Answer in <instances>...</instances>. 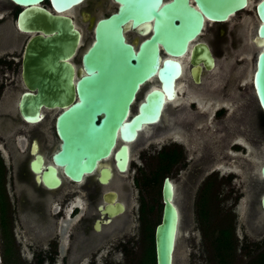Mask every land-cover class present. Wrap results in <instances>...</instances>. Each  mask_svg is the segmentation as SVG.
<instances>
[{"label":"flooded vegetation","instance_id":"flooded-vegetation-1","mask_svg":"<svg viewBox=\"0 0 264 264\" xmlns=\"http://www.w3.org/2000/svg\"><path fill=\"white\" fill-rule=\"evenodd\" d=\"M39 5L54 12L50 0H43ZM119 5L116 0H82L64 14L72 18L82 34L80 26L93 29L99 18L117 11ZM9 7L14 12L13 24L9 23L7 16ZM23 8L12 0H0V65L4 66L0 71V228L2 230L3 213L8 209L6 197L10 201L8 192L4 194L8 184L12 219L8 231L18 246V252L22 245L16 239L19 233L21 238L25 235L30 240H26L25 244L36 252L35 264H112L116 251L126 256L136 246L129 231L133 220L131 209H134L133 200H136L138 212L142 211L143 183L142 172L133 170L131 164L133 150L147 141L164 137L171 144L160 148L156 154L163 149L172 153L176 151V160L170 166L177 162L185 163V139L193 136L201 141L202 134L194 132L199 129L195 126L209 117L213 119L211 126L215 127L212 131L222 140L223 133L218 125L220 110L225 107L221 95L213 93L220 90L225 77L234 81L238 75L236 71H242L241 62H245L250 43L239 22L233 23L231 19L220 23L207 22L190 42L187 52L175 58L181 64L183 75L177 80L174 99L166 102L159 120L141 130L132 142L118 138L110 155L99 161L91 173L84 174L81 180H72L52 158L61 144L55 120L63 108L41 105L36 115L31 108L34 103L32 94L37 92V88L34 87L35 80L27 82L24 77L23 59L26 44L33 34L21 31L16 24ZM208 23L214 26L206 32ZM128 32H133L135 37L130 39ZM124 33L127 41L136 48L149 36L141 34L138 28H131L130 21L124 26ZM203 44L213 57L212 67L207 66L204 57L196 52V48H201ZM76 54L71 63L78 70L74 61ZM160 54L162 57L169 56L161 46ZM190 71H200L198 83ZM78 76L79 71H74V78ZM231 82L228 80V93L234 87ZM158 85L155 78L140 88L132 113L137 111L146 94ZM124 144L128 147L129 158L125 169L121 170V154L117 151ZM50 171H54L56 183L52 182ZM169 178L176 191V185ZM207 186V182L202 184L200 200H208ZM187 193L190 197L191 193ZM263 195L264 192L256 207H248L246 222L253 233L250 247L264 246L260 245L264 240ZM239 199L235 198L228 209L230 213L227 211L231 218ZM233 219L232 222L227 219L229 222L225 223L231 222L233 226ZM235 239L234 224L232 240Z\"/></svg>","mask_w":264,"mask_h":264},{"label":"water","instance_id":"water-1","mask_svg":"<svg viewBox=\"0 0 264 264\" xmlns=\"http://www.w3.org/2000/svg\"><path fill=\"white\" fill-rule=\"evenodd\" d=\"M12 1L24 7L17 16L18 28L33 34L23 59L24 77L27 82L35 80L37 88L32 94V111L36 115L41 105L63 108L55 120L61 144L52 158L72 180L91 173L110 155L118 138L132 142L141 130L156 123L166 102L174 99L177 80L183 75L175 58L187 52L207 22H225L250 4V0H116L120 3L117 11L95 22L93 38L82 51L81 67L76 70L71 58L80 48L82 34L64 12L82 0H50L54 12L39 5L43 0ZM254 9L257 26L251 38V87L264 112V0H257ZM129 21L131 28L149 35L137 48L124 33ZM160 46L169 56H161ZM196 52L207 66H213L206 45ZM74 71H79L76 79ZM190 72L198 83L200 71ZM155 78L158 87L132 113L140 88ZM117 153L124 170L127 145ZM50 173L56 183L54 171ZM260 174L264 178V163ZM161 200L162 212L154 228L155 264H173L180 212L168 176L163 180ZM261 207L264 210V195Z\"/></svg>","mask_w":264,"mask_h":264},{"label":"rangeland","instance_id":"rangeland-1","mask_svg":"<svg viewBox=\"0 0 264 264\" xmlns=\"http://www.w3.org/2000/svg\"><path fill=\"white\" fill-rule=\"evenodd\" d=\"M256 1L250 0V4L245 9L231 18V22L242 24L247 42L250 43L245 62H241L242 71H236L238 75L234 81L225 77L220 90L213 93L217 96L221 95L223 98L221 102L225 107L220 110L218 125L223 133V139L216 137L212 131L215 127L211 126L213 120L211 117L207 121L202 119L195 126L199 129L194 130L196 134L200 136L202 134L201 141L195 140L193 136L184 141L187 149L186 162H179L180 164L177 162L169 166L155 184H145L144 177H150L157 166L156 152L162 147L170 146L171 141L161 137L147 141L145 145L133 150L131 164L133 170L142 172L141 182L143 183L142 211L138 212L136 200H133L134 209H131L133 220L129 231L134 237L136 246L126 253V256L116 251L114 259L118 262L113 261L112 264H150L147 246L151 245L150 235L154 233L155 225L161 216V185L164 176L171 177L176 185V203L180 212L173 264H217L211 241L216 231L226 224L225 221L229 222L228 219L232 222L233 217L236 239L232 264H247L261 249L260 246L250 247L253 233L246 222L248 207H256L264 192V180L260 175V166L264 163V112L258 105L251 87L254 49L251 38L255 35L257 26L254 9ZM7 16H9V23L13 24L14 12L11 7L7 9ZM212 26L214 24L208 23L206 32ZM79 28L83 38L81 47L74 58L78 70L81 67V53L93 37L91 28L88 29L85 26ZM128 35L130 39L135 37L133 32H128ZM3 69L4 66L0 65V71ZM228 80L232 81V87L234 85L229 93L226 90ZM231 93L233 94L230 95ZM4 157L7 161L5 154ZM196 176L199 177L197 181ZM206 182L211 183V190L208 191L210 202L206 208L205 218H201L198 214V202L201 195L200 189ZM6 187L4 194L8 192L11 201L9 185L6 184ZM187 192L191 193L190 197H187ZM237 197L240 199L235 206V214L231 218L227 214L228 209ZM6 201L8 209H5L3 213L5 230L2 232L0 228L1 264H35L36 252L25 244L28 240L27 236L23 235L21 238L19 233L16 234V239L20 240L22 245L21 251H17L18 246L8 231V225L12 222L11 202L8 197ZM5 242L9 243L10 254L4 257L3 249L7 247ZM261 243L260 245L263 246L264 240Z\"/></svg>","mask_w":264,"mask_h":264},{"label":"trees","instance_id":"trees-1","mask_svg":"<svg viewBox=\"0 0 264 264\" xmlns=\"http://www.w3.org/2000/svg\"><path fill=\"white\" fill-rule=\"evenodd\" d=\"M177 153L168 151L167 149H163L157 156V166L155 170L152 171L150 177H144V183H156L158 181L159 176L168 170L170 164L176 160ZM211 185L207 186V194L210 192ZM206 190V189H205ZM199 200L198 202V214L201 218H205L207 214V205L210 202V198L205 201ZM5 230V224L2 222V232ZM232 230L233 226L230 224L222 225L216 232V235L213 236L211 244L214 249L215 259L217 264H232L233 262V251L235 247V240H232ZM151 237V245L147 246V251L149 253L150 264H155V251H154V233L150 235ZM7 247L3 249V256H8L10 254L9 243L5 242ZM138 264V263H137ZM247 264H264V246L257 252V254L250 259Z\"/></svg>","mask_w":264,"mask_h":264},{"label":"bare ground","instance_id":"bare-ground-1","mask_svg":"<svg viewBox=\"0 0 264 264\" xmlns=\"http://www.w3.org/2000/svg\"><path fill=\"white\" fill-rule=\"evenodd\" d=\"M179 89H180V88H179ZM180 91H181V89H180ZM179 99H180V98H179ZM179 99H178V100H179ZM174 103H175V102H174Z\"/></svg>","mask_w":264,"mask_h":264}]
</instances>
